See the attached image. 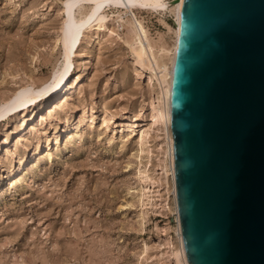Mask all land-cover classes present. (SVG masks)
<instances>
[{
  "label": "rangeland",
  "instance_id": "obj_1",
  "mask_svg": "<svg viewBox=\"0 0 264 264\" xmlns=\"http://www.w3.org/2000/svg\"><path fill=\"white\" fill-rule=\"evenodd\" d=\"M67 1L0 0V103L60 69ZM175 1H167L169 8ZM87 7L81 3L77 16ZM169 12L137 16L155 43L170 47L174 34L165 22L176 25ZM109 16L113 36L81 35L73 59L83 83L59 113L50 114L43 100L0 124V264H142L145 242L152 247L147 264H172L166 238L175 236L177 223L164 207L159 140L152 132L157 151L149 167L163 186L155 185L154 213L142 227L136 140L118 127L137 114L149 118L157 91L148 88V71L136 67L128 25ZM73 131L80 136L70 144Z\"/></svg>",
  "mask_w": 264,
  "mask_h": 264
},
{
  "label": "water",
  "instance_id": "obj_2",
  "mask_svg": "<svg viewBox=\"0 0 264 264\" xmlns=\"http://www.w3.org/2000/svg\"><path fill=\"white\" fill-rule=\"evenodd\" d=\"M171 128L189 264H264V0H184Z\"/></svg>",
  "mask_w": 264,
  "mask_h": 264
},
{
  "label": "bare ground",
  "instance_id": "obj_3",
  "mask_svg": "<svg viewBox=\"0 0 264 264\" xmlns=\"http://www.w3.org/2000/svg\"><path fill=\"white\" fill-rule=\"evenodd\" d=\"M167 1L168 0H68L65 8L66 19L62 26L61 37L64 61L61 63L60 69L49 81L43 82L37 86L30 83L20 87L11 97L3 100L0 103V124L11 116H16L19 112L20 114L23 112L27 113L39 101L43 100L50 103V107L48 108L50 114L59 113L65 106L64 104L67 102L68 95L74 90H78L83 83L85 73L75 74L76 67L73 59L74 50L81 35L85 30H96L97 35L102 33L107 36H113L115 31L109 27L108 20L110 17L109 14H116L114 19L115 22H125L128 25L129 33L127 34L129 38L126 44L133 55L136 67L146 72L148 71V88L157 91V96L153 99L152 105L150 104L149 118L146 117L145 120L143 116L139 117L137 114L134 117L124 118L121 122L119 121L120 124L118 125V127L122 129V132H128L127 137H134L136 140L135 157L139 163L136 174L138 181V188L136 190L138 202H136L139 203L140 207V214H138L141 225L144 227L146 223L151 222V215L154 213L155 204V185L158 184L159 187L163 186L162 180L159 178L155 179L149 167V164L152 163L151 160L154 151H157L150 141L151 135L153 134L152 132H155L156 139L159 140L160 150H158L161 151L160 155L157 156H160L159 163L157 164L159 170L162 172V179L166 184L164 189L169 197L164 199V207L168 214L170 213L172 217H175L177 223V226L173 229L175 236L166 238L168 246L167 256L172 264H189L182 236L178 209L173 152L174 138L171 128L173 72L184 0H176L175 4L172 7L170 6V8ZM81 3H86L88 9L84 10L83 8L84 11H82L80 8L81 11L78 10L80 13L79 16H77L76 8L79 9ZM167 11H170L169 13H172L175 17L176 25L173 29L165 22L168 29L174 34V42L170 47L164 43L160 45L155 43L150 38L149 32L143 21L137 16V14L141 13L165 14ZM124 15L130 18L124 21ZM118 35L119 34H117V36ZM138 76L140 78L142 77V75ZM104 123H106V121ZM78 129L79 127L76 131H78ZM79 136V132L74 133L73 131L70 133L69 143L73 144L77 138L79 139ZM122 137L125 138L123 135ZM39 151L37 152L38 154L41 153ZM51 154L52 153L48 154L49 158L53 155ZM13 181L14 180L11 182ZM157 194L158 193H156V196ZM170 196H172L171 198L174 203L173 209L168 202ZM149 244L146 242L143 244L141 254L142 264H147L149 259L152 258L150 256L152 247ZM164 245H166V243Z\"/></svg>",
  "mask_w": 264,
  "mask_h": 264
}]
</instances>
